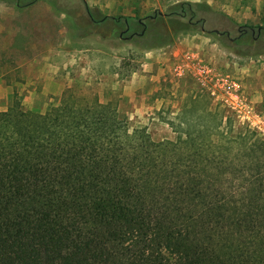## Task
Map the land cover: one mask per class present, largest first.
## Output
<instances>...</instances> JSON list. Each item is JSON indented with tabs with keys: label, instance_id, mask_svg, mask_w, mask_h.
Returning <instances> with one entry per match:
<instances>
[{
	"label": "trees",
	"instance_id": "trees-1",
	"mask_svg": "<svg viewBox=\"0 0 264 264\" xmlns=\"http://www.w3.org/2000/svg\"><path fill=\"white\" fill-rule=\"evenodd\" d=\"M196 14L182 2L166 16ZM204 124L156 141L97 97L67 90L43 113L14 96L0 114V264H264V137Z\"/></svg>",
	"mask_w": 264,
	"mask_h": 264
},
{
	"label": "rangeland",
	"instance_id": "rangeland-1",
	"mask_svg": "<svg viewBox=\"0 0 264 264\" xmlns=\"http://www.w3.org/2000/svg\"><path fill=\"white\" fill-rule=\"evenodd\" d=\"M45 1L72 19L65 30V50H76L78 55L69 56L63 67L57 62L29 61L25 47L11 45L8 31L0 34V114L14 96L25 108L44 113L64 91L72 90L112 103L132 127L146 128L156 141L175 140L189 125L199 129L206 123L213 128L218 122L227 136L240 135L253 142L260 138L253 132L257 131L264 137L211 99L193 79L180 78L174 71L192 52L238 73L264 124V0H124L130 10L144 4L129 24L124 19L99 21L104 14L83 0ZM182 2L195 5L193 21L166 16ZM4 4L14 5L0 0ZM45 17L46 22L33 31V41L40 44L57 33L49 15ZM201 19L204 23L196 22ZM257 70L262 71L260 77ZM219 136L213 132L211 138Z\"/></svg>",
	"mask_w": 264,
	"mask_h": 264
},
{
	"label": "crops",
	"instance_id": "crops-1",
	"mask_svg": "<svg viewBox=\"0 0 264 264\" xmlns=\"http://www.w3.org/2000/svg\"><path fill=\"white\" fill-rule=\"evenodd\" d=\"M86 6H97L99 12L109 17H126V24L138 12L140 6L144 9V4L132 6L124 0H83ZM45 0H38L36 3L19 7L17 5H0V34L9 32L11 45L25 47L27 60L34 62H57L63 67L70 56H77L76 50L66 51L67 44L65 30L67 23L71 25L72 19L67 18L66 14L60 12L57 8L48 5ZM89 7V8H90ZM88 14L89 11L87 10ZM45 15H49L52 24H55L56 34H52L49 41L43 44L33 41L36 36L33 31L35 26H42L46 22ZM92 20L93 17L89 14ZM102 17V18H103ZM99 21H103L100 19ZM113 22H116L112 20ZM118 19L116 23L121 22ZM236 74V73H235ZM238 75V73H237ZM262 71L257 70L256 76L260 77ZM239 76V75H238ZM243 82V80H242Z\"/></svg>",
	"mask_w": 264,
	"mask_h": 264
},
{
	"label": "built area",
	"instance_id": "built-area-1",
	"mask_svg": "<svg viewBox=\"0 0 264 264\" xmlns=\"http://www.w3.org/2000/svg\"><path fill=\"white\" fill-rule=\"evenodd\" d=\"M175 74L190 77L211 99L230 109L240 121L255 126L264 134V124L256 106L247 97L240 77L204 60L197 53H187L176 65Z\"/></svg>",
	"mask_w": 264,
	"mask_h": 264
},
{
	"label": "water",
	"instance_id": "water-1",
	"mask_svg": "<svg viewBox=\"0 0 264 264\" xmlns=\"http://www.w3.org/2000/svg\"><path fill=\"white\" fill-rule=\"evenodd\" d=\"M202 29H203L204 32H207L204 27ZM216 33L219 34V35H223L224 34V33H221L219 31H216ZM227 35H229V34H227Z\"/></svg>",
	"mask_w": 264,
	"mask_h": 264
}]
</instances>
